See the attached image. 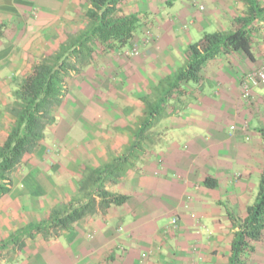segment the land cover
I'll return each instance as SVG.
<instances>
[{"label":"crops","instance_id":"crops-1","mask_svg":"<svg viewBox=\"0 0 264 264\" xmlns=\"http://www.w3.org/2000/svg\"><path fill=\"white\" fill-rule=\"evenodd\" d=\"M121 2L124 13L141 16L130 44L120 47L122 52H104L100 62L95 53L74 77V90L67 89L61 105L52 110L55 120L45 139L11 173L10 190L0 197V264L229 263L237 225L254 202L264 173V86L245 98L241 85L242 75L264 65V13L253 14V56L239 50L209 59L199 83L185 84L181 96L173 92L170 105L149 117L141 147L135 148L136 130L149 114L142 99L154 97L157 84L183 64L189 43L205 32L232 30L235 18L248 14L250 2ZM89 6L87 0H0V13H13V19L19 18L16 13L25 16L19 24L10 19L8 29L10 17L2 22L0 143L13 121L4 109L12 99L7 83L22 73L17 66L21 54L27 56L10 52L34 48V33L21 42L19 32L28 19H36L34 13H53L56 21L67 18L65 33H76L87 24ZM146 26L151 36L143 34ZM135 42L139 54L125 55ZM101 65L114 68L107 74ZM121 157L126 162L103 188L126 196L124 202L102 210L95 193L94 211L59 235H24L22 249L11 242L1 245L77 196L87 170L114 165ZM241 264H264V226L260 238L244 250Z\"/></svg>","mask_w":264,"mask_h":264},{"label":"trees","instance_id":"trees-1","mask_svg":"<svg viewBox=\"0 0 264 264\" xmlns=\"http://www.w3.org/2000/svg\"><path fill=\"white\" fill-rule=\"evenodd\" d=\"M90 6L86 10L87 24L76 33L68 35L67 42L50 53L37 58L28 74L16 75L13 79L12 101L5 105V110L12 115L13 121L8 134L0 143V197L8 193L12 171L23 161L26 154L33 153L46 137V130L54 122V107L61 105L66 94V78L71 71L80 70L94 58L93 46L105 44L110 50L130 44L141 16L138 13H124L121 0H87ZM248 14L235 18L234 28L228 32H205L202 37L189 43L185 51V60L161 83L154 88L155 96L150 100L143 98L149 114L141 120L136 130L134 146L141 147L143 131L151 119L162 108L170 105L169 96L176 92L181 96L185 84H197L201 80L203 65L220 52L243 51L252 57V29L254 13H264L256 0H248ZM4 25L0 24V40ZM72 56L75 60H72ZM172 105H174L172 103ZM121 157L116 164L105 165L97 170H87L80 181V193L67 202L51 208L45 220L29 223L19 229L1 245L11 242L14 246L24 247L23 236L41 233L45 238L59 235L73 223L92 213L95 209V196L100 197L99 207L105 210L110 203H122L124 195L113 194L103 188L105 180L126 162ZM104 171H108L102 175ZM211 179L206 178L210 185ZM264 226V173L259 179V187L253 203L246 208V216L237 225L231 241V255L228 264H241V256L251 242L260 238Z\"/></svg>","mask_w":264,"mask_h":264},{"label":"rangeland","instance_id":"rangeland-1","mask_svg":"<svg viewBox=\"0 0 264 264\" xmlns=\"http://www.w3.org/2000/svg\"><path fill=\"white\" fill-rule=\"evenodd\" d=\"M264 3V0H261ZM43 2V1H41ZM44 3V2H43ZM19 12H22L21 10H18ZM18 14L17 19H13V17H15V14L13 13H0V24H2L3 20H5V23H8V20H12L16 22H21V20L25 19L24 17V13H16ZM37 14L36 19H28L30 20L29 25H24L23 28V32H19L17 39L19 38L21 42H25L26 39H28L30 36H32L31 33L33 34V39H32V45L34 46L33 49L31 50H18V53H15V51H11L10 54L13 56L15 54H17L18 56H20L19 54L22 52H24L25 55L27 56H22L21 54V60L17 66V69L20 70L22 73H19L18 76H22L24 74H28L31 69L32 66L34 65V63L36 62L37 58L40 56H43L46 53H50L53 52L60 43L63 42H67L68 40V35L67 33H65L64 31V27L68 26L67 23H65V21H67L64 17L59 18V20H54L53 18V13H47V14H43V13H34L33 16H35ZM62 16V13H58ZM7 15L8 20L5 18ZM31 16V17H33ZM10 20V22L7 24L6 28L8 29V25L9 27L13 25L12 21ZM60 21V22H59ZM18 26V25H16ZM5 28V29H6ZM21 28V25L18 26V29ZM31 29V30H30ZM27 30V31H26ZM28 30H30L31 32H29ZM143 34H145L146 36H151L152 32L150 27L146 26L143 29ZM191 30V29H190ZM29 32V33H28ZM29 36V37H28ZM21 37L25 38V40H22ZM16 39V40H17ZM128 46V44H126ZM130 46V45H129ZM117 50H120V52H122V49H120V47H116ZM136 48V50L133 52L132 50ZM93 55H95V53L98 55V61L100 62V60L102 59V57L106 56V53L104 52H111L112 50H110L109 48H107V46L105 44L102 45H98V46H93ZM114 50V49H113ZM129 53V54H128ZM138 55L139 54V46L137 44V42H135V44L130 48V50L128 52H126L125 55ZM72 60H75V57L72 56ZM90 60V59H89ZM261 66V65H260ZM12 68H14V66H12ZM114 68V66L111 65H101L100 70L107 73ZM256 68V67H255ZM254 69V68H253ZM252 70V69H251ZM79 73V72H78ZM77 72L75 71H71L70 74L67 76V80H66V89H68L69 91H73L74 90V82L73 79H75L74 77L76 76V78L78 77ZM73 76V77H72ZM15 77H12L11 80L7 83L9 85V90L12 91L13 89V79ZM67 90V91H68ZM12 93V92H11ZM10 101H12V99L7 100L6 103L4 104V109H5V105L7 103H9ZM12 116V115H11ZM13 118V117H12ZM48 131V130H46ZM47 133V132H46Z\"/></svg>","mask_w":264,"mask_h":264},{"label":"built area","instance_id":"built-area-1","mask_svg":"<svg viewBox=\"0 0 264 264\" xmlns=\"http://www.w3.org/2000/svg\"><path fill=\"white\" fill-rule=\"evenodd\" d=\"M136 48H134L132 51L134 52ZM243 79L241 82L242 90H243V96L245 98H250L252 89L258 86H264V65L258 66L249 72H247L245 75H242ZM176 222V219L173 218L171 223L174 224Z\"/></svg>","mask_w":264,"mask_h":264}]
</instances>
